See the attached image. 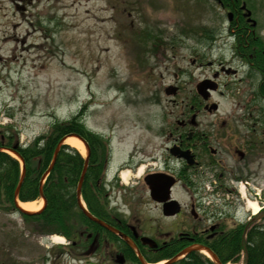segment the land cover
I'll return each mask as SVG.
<instances>
[{"label":"rangeland","instance_id":"1","mask_svg":"<svg viewBox=\"0 0 264 264\" xmlns=\"http://www.w3.org/2000/svg\"><path fill=\"white\" fill-rule=\"evenodd\" d=\"M11 1L0 0V133L18 134L22 145L77 114L97 150L110 138L114 161L135 145L155 155L159 121L175 108L169 99L189 97L213 70L190 65V50L191 58L238 63L232 58L238 34L229 32L226 10L214 0H31L26 13L12 12ZM258 2L247 8L263 41ZM156 36L162 42L153 48ZM176 83L177 94L164 91ZM218 100L217 115L241 113L237 99ZM76 151L86 155V147ZM257 172L254 190L264 203V171ZM242 197L239 215L252 201ZM38 226L0 209V264H80L50 242L56 232Z\"/></svg>","mask_w":264,"mask_h":264},{"label":"flooded vegetation","instance_id":"2","mask_svg":"<svg viewBox=\"0 0 264 264\" xmlns=\"http://www.w3.org/2000/svg\"><path fill=\"white\" fill-rule=\"evenodd\" d=\"M30 3L12 0L11 10L26 13ZM257 4L262 8L264 0ZM226 5L238 8L236 0ZM242 14L234 12L229 22L235 24L228 26L241 37L232 46L238 63L191 58L190 50V65L213 67L201 80L215 82L216 89L204 97L196 83L189 97L169 99L175 108L159 121L155 155L135 145L114 161L110 138L103 156L87 141L93 169L89 187L82 183L76 199L79 214L61 232L62 255L80 264H245L233 233L242 242L254 219L244 220L246 208L238 214L239 184L247 185L243 197L262 202L255 190L257 171H264V40L258 23L251 26ZM173 86L177 94L180 85ZM218 97L237 99L241 113L217 115ZM80 202L99 222L83 213Z\"/></svg>","mask_w":264,"mask_h":264},{"label":"trees","instance_id":"3","mask_svg":"<svg viewBox=\"0 0 264 264\" xmlns=\"http://www.w3.org/2000/svg\"><path fill=\"white\" fill-rule=\"evenodd\" d=\"M226 4V0H220ZM251 6H255L253 0H248ZM231 10L234 8L231 7ZM239 10H237L238 12ZM244 22V23H243ZM232 23L231 25H234ZM245 24L242 20L238 26ZM237 39L241 37L237 32ZM162 40L156 36L153 40V48L158 47ZM145 44V43H144ZM85 127L80 121L79 115L75 114L68 120H55L50 124L46 133L37 135L31 143L21 145L17 141V135L0 133V148H12L23 160L24 174L20 182V163L8 153L0 149V209L18 211L26 221L38 223V229L48 228V232L61 233L66 226H70L69 218L77 216L79 213L75 202V185L80 174L84 159L78 154L75 148L62 143V138L71 133L84 134ZM89 132V131H88ZM91 133V132H90ZM89 135V134H88ZM93 136V134H90ZM90 138V136H88ZM101 142H99V146ZM58 148L56 159L41 184V179L49 167L55 149ZM101 156L105 149L100 146ZM94 159V156H92ZM89 159L83 188L89 187L88 175H90L93 165ZM17 188V197L20 200H31L37 198L39 190L46 200L45 206L34 213H24L15 205L14 191ZM84 191V190H83ZM259 220H264V211L256 216ZM45 233V232H44ZM233 243L244 250L245 264H264V221L248 224L243 232V240L239 242L236 232L233 233ZM239 242V243H238ZM230 247V242H228Z\"/></svg>","mask_w":264,"mask_h":264},{"label":"bare ground","instance_id":"4","mask_svg":"<svg viewBox=\"0 0 264 264\" xmlns=\"http://www.w3.org/2000/svg\"><path fill=\"white\" fill-rule=\"evenodd\" d=\"M216 2H219L220 0H215ZM66 144L76 148L79 152H81L82 154L85 152V146L83 144V142L76 136L71 135L68 136L65 141ZM7 151V150H6ZM10 155L14 156V154L10 151H7ZM122 177L124 179H127L128 174L126 171H123L122 173ZM42 199H36L33 201H20L18 200V205L19 207H21L23 210L29 211V212H33V211H37L38 209H40V207L42 206ZM247 205L249 208H251L252 213H256L259 210V205L255 202V201H248ZM51 240H53L56 243H60L63 238L62 236L59 235H53L51 237Z\"/></svg>","mask_w":264,"mask_h":264},{"label":"water","instance_id":"5","mask_svg":"<svg viewBox=\"0 0 264 264\" xmlns=\"http://www.w3.org/2000/svg\"><path fill=\"white\" fill-rule=\"evenodd\" d=\"M241 9H245V4L243 3L242 4V6H241ZM244 14H245V16H247L248 17V20H251V18L249 17L250 16V11L249 10H247L246 9V11L244 12ZM227 17H228V19H231V17H232V13L231 12H228V14H227ZM252 21V24H254V20H251ZM208 87H210V88H215V85H209V84H207L206 82H205V80H203V81H200L199 83H197V85H196V89H197V91L200 93V94H202L204 97H206V89L208 88ZM165 91H166V93H173L174 92V88H172V87H170V89H165ZM212 107H215V105L214 104H212L211 105ZM75 135V134H74ZM75 136H77V135H75ZM77 137H79V136H77ZM79 139H81L80 137H79ZM8 150H10V151H12V152H14L13 150H11V149H8ZM15 153V152H14ZM56 153H57V149L55 150V153H54V157H53V161H54V159H55V157H56ZM52 161V162H53ZM22 163V162H21ZM86 165H87V157L85 158V161H84V163H83V167H82V170H81V173H80V176H79V178H78V182H77V189H76V195H77V197L79 196V191H80V186H81V184H82V180H83V177H84V173H85V170H86ZM51 167V166H50ZM23 166H22V169H21V180H22V176H23ZM17 193V188H16V190H15V194ZM43 201H44V199H43ZM23 211H25V210H23ZM83 211H84V213H85V215H87L89 218H91V219H93V220H95V221H98V220H96L95 218H93L89 213H88V211L85 209V208H83ZM26 213H29V212H26ZM99 222V221H98ZM101 223V222H100ZM101 224H103V223H101Z\"/></svg>","mask_w":264,"mask_h":264}]
</instances>
